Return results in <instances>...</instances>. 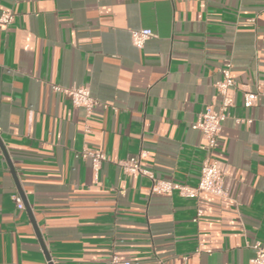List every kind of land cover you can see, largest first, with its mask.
<instances>
[{"label":"crops","instance_id":"obj_1","mask_svg":"<svg viewBox=\"0 0 264 264\" xmlns=\"http://www.w3.org/2000/svg\"><path fill=\"white\" fill-rule=\"evenodd\" d=\"M1 10L13 13L0 23V142L14 174L0 147V264H49L37 233L52 264H248L250 244L264 243V0H0ZM139 28L153 35L136 47ZM226 60L236 90L212 151L226 194H157L124 173L117 161L144 150L157 177L196 184L206 151L191 123L215 104ZM84 84L98 101L90 115L54 88ZM85 148L108 157L97 178ZM17 183L30 213L12 199Z\"/></svg>","mask_w":264,"mask_h":264},{"label":"built area","instance_id":"obj_2","mask_svg":"<svg viewBox=\"0 0 264 264\" xmlns=\"http://www.w3.org/2000/svg\"><path fill=\"white\" fill-rule=\"evenodd\" d=\"M12 19L13 13L11 11H0L1 24L8 25L11 23ZM152 35L153 32L149 28L132 29L130 31L131 41L136 47H141ZM219 72L220 78L214 83L216 95L215 104L206 105L191 123V127L199 130L204 138L205 143L203 148L206 151L205 157L200 163L196 184L190 185L173 179L157 177L151 170L142 165V158L146 156V151L144 150L140 151L138 154L129 155L117 161L124 173L139 174L147 177L150 180L151 192L157 194L170 195L176 192L180 196L190 199L197 198L201 191H207L219 196H224L226 194V189L223 186V174L217 165V161L212 156V151L219 143L222 124L229 114L230 107L233 106L236 81L232 75V64L229 60H226L224 64L221 65ZM54 88L62 90L69 95L73 105L83 107L87 115H90L98 105L97 99L91 94L87 84L74 85L66 88L55 85ZM242 95L244 105L252 104V99L257 96V94L251 91H244ZM237 121L249 123L251 119L238 118ZM81 155L84 158L90 159L94 171V178H97L102 162L108 160L106 153L100 149L85 148L81 152ZM12 199L18 209L24 208V203L20 194H13ZM201 214V209H197V215ZM250 247L253 250V254L248 264H264V243L255 241L250 244ZM104 264H131V261L126 257L113 255L111 259Z\"/></svg>","mask_w":264,"mask_h":264},{"label":"water","instance_id":"obj_3","mask_svg":"<svg viewBox=\"0 0 264 264\" xmlns=\"http://www.w3.org/2000/svg\"><path fill=\"white\" fill-rule=\"evenodd\" d=\"M0 147H1L2 151H3V154H4V156H5L6 160H7V163H8V165H9V167L11 168L12 173L14 174V171H13V168H12V165H11V162H10V160H9V157H8V155H7V153H6V151H5L4 147H3V145L1 144V142H0ZM17 187H18V190H19L20 195H21V197H22L23 203H24V205H25L27 211L30 213V211H29L30 209H29L28 203H27V201L23 198L22 191H21V189H20L18 183H17ZM30 216H31V214H30ZM31 217H32V216H31ZM33 225H34V227H35L34 222H33ZM35 230H36V227H35ZM36 231H37V230H36ZM37 236H38V239H39V241H40L41 247H42V249H43V251H44V255H45L46 259L49 261V264H52L51 261H50L51 257H50V255H49V253L45 250L44 244H43V242H42V240H41V237H40V235H39L38 233H37Z\"/></svg>","mask_w":264,"mask_h":264}]
</instances>
